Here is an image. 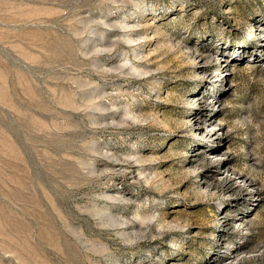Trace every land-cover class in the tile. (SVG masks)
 <instances>
[{
	"label": "rangeland",
	"instance_id": "obj_1",
	"mask_svg": "<svg viewBox=\"0 0 264 264\" xmlns=\"http://www.w3.org/2000/svg\"><path fill=\"white\" fill-rule=\"evenodd\" d=\"M0 264H264V0H0Z\"/></svg>",
	"mask_w": 264,
	"mask_h": 264
}]
</instances>
